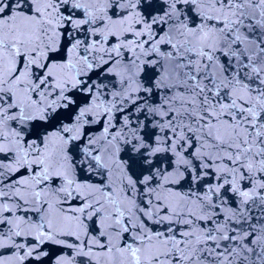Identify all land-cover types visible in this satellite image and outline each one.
Segmentation results:
<instances>
[{"label": "snow or ice", "instance_id": "1", "mask_svg": "<svg viewBox=\"0 0 264 264\" xmlns=\"http://www.w3.org/2000/svg\"><path fill=\"white\" fill-rule=\"evenodd\" d=\"M0 264H264V0H0Z\"/></svg>", "mask_w": 264, "mask_h": 264}]
</instances>
